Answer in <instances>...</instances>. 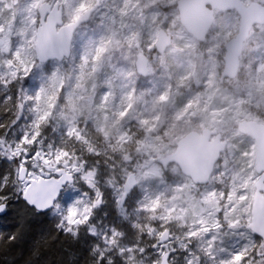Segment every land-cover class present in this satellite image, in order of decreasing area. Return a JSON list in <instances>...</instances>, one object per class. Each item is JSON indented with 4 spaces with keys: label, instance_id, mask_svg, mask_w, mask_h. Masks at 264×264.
Wrapping results in <instances>:
<instances>
[{
    "label": "rangeland",
    "instance_id": "rangeland-1",
    "mask_svg": "<svg viewBox=\"0 0 264 264\" xmlns=\"http://www.w3.org/2000/svg\"><path fill=\"white\" fill-rule=\"evenodd\" d=\"M179 1L70 0L72 9L81 3L89 9L95 7L90 20L74 34L71 56L61 62L37 61L29 75L19 81L21 90L35 96L59 69L53 118L42 129L45 148L58 147L64 139L75 149V139L64 135L71 128L89 162L105 158L98 161L102 181L110 180L112 187L124 192L128 175L136 173V188L122 211L116 206L113 189L102 187L106 202L94 210L90 221L97 230L91 238L93 247L103 248L102 233L118 226L125 234V245L138 240L147 248L141 257L134 247L126 255L129 264H146L152 257L149 252L154 250L157 255L161 249H174L173 264H186L190 252L199 256L198 264H219L248 243V236L256 244L261 239L249 226L259 177L257 143L240 133L238 125L243 120L264 123V25L254 26L243 49L238 76L222 80L226 44L239 30L238 12L217 10L214 24L201 42L179 19ZM257 1L264 5V0H242L245 5ZM64 19L67 22L68 17ZM160 28L172 36L173 44L159 54L156 41ZM98 49L103 51L97 59ZM138 53L150 59L149 77L137 73ZM85 56L88 63L82 67ZM85 106L87 115L82 112ZM31 108L32 102L25 101L23 120L9 133L10 141H18L31 124ZM99 110L107 111L103 120ZM207 128L221 132L227 141L207 184H195L177 163L161 164L160 159L175 151L179 139ZM88 149L92 156H88ZM154 182L157 188L151 191L150 183ZM18 187L10 183L7 190L18 193ZM84 192H90L87 185L75 179L46 212L48 217L58 226L62 215ZM105 204L120 212L118 225L111 219L97 220L99 214L106 213L102 210ZM137 221L140 232L154 228L151 237L136 234L132 224ZM217 224L222 227L214 228ZM87 230V225L82 226L79 234ZM165 234L168 242L163 241ZM213 237L210 257L202 249ZM154 243L160 247L151 248ZM182 243L189 245L187 250L179 247ZM249 251L252 264H259L256 251ZM107 256L113 261L122 259L115 250Z\"/></svg>",
    "mask_w": 264,
    "mask_h": 264
},
{
    "label": "snow or ice",
    "instance_id": "snow-or-ice-1",
    "mask_svg": "<svg viewBox=\"0 0 264 264\" xmlns=\"http://www.w3.org/2000/svg\"><path fill=\"white\" fill-rule=\"evenodd\" d=\"M88 13L89 5L81 3L72 9L70 0H55V6L53 0H24L23 3L21 0H0V86L8 88L13 82L21 81L29 75L37 61H44L50 57L63 58L70 46L75 27L82 19L87 18ZM65 15L68 17L67 22L63 19ZM101 51L103 49L97 50V59ZM87 63L88 59L85 56L82 67ZM59 76V69L53 71L49 82L42 86L35 96H28L21 90L15 102L11 96H7L3 101V106L12 112L13 118L7 124L0 123V129L11 128L17 122L25 101L32 102L30 111L33 112L34 118L18 141H10L7 138V131L0 134V155L17 162L14 167V178L8 175L0 178V192H3L10 183L18 185L25 202L37 210H42L53 205L57 190L62 184L73 179L82 180L90 192H84L82 197L67 209L58 227L76 238L81 227L87 225L89 234L96 235V227L90 221L94 210L106 202L102 187L113 189L117 208L125 205L131 191L126 189L119 192L112 187L110 180L102 181L99 163L89 162L83 150L78 153L74 148H69L66 140L62 139L60 146L55 148L51 145L44 147L42 129L53 118ZM64 135L75 139L76 143L80 142L74 129H67ZM87 154H93L91 149L87 150ZM7 199V196L0 195V212L6 209ZM132 227L136 234L141 236L151 237L154 231V228L150 227L146 233L140 232L138 221L133 223ZM213 227L219 229L222 225L217 224ZM209 230L205 228V231ZM124 235L116 228L102 233L103 248L100 245L93 247V252L98 253L96 264L105 260L106 264H114L113 257L107 256L112 250L123 259L124 264H127L126 255L134 247L141 257H145L147 248L141 247L138 240L125 245ZM256 235L261 237L259 244L248 236V243L235 253L230 252L228 258L220 260L219 264H252L249 260L250 249H254L260 257L259 264H264V231L257 232ZM9 239H15V236ZM214 241L215 237L208 241L207 248L202 249L210 257ZM159 247L160 245L156 243L151 245L153 249ZM179 247L187 250L189 245L182 243ZM173 251L174 249L157 251L156 264L169 262L172 264L169 257ZM198 262L199 256L190 252L186 264Z\"/></svg>",
    "mask_w": 264,
    "mask_h": 264
},
{
    "label": "water",
    "instance_id": "water-1",
    "mask_svg": "<svg viewBox=\"0 0 264 264\" xmlns=\"http://www.w3.org/2000/svg\"><path fill=\"white\" fill-rule=\"evenodd\" d=\"M55 6V0H53ZM179 9V19L183 26L191 34H193L198 41L203 42L210 28L214 24L215 12L220 11H237L240 17L239 30L235 37L231 38L226 44V55L224 58L225 67L221 79H234L239 74L241 66V56L243 49L248 41V38L254 29V26L264 25V5L260 2H252L245 5L242 0H180L177 4ZM95 7L89 9L87 18L82 19L75 27L70 46L67 53L61 59L47 58L43 63L52 60L62 61L68 59L72 54V42L74 34L83 25L88 22L93 15ZM64 19V18H63ZM65 21V19H64ZM158 38L156 41V49L160 53H164L172 44V36L164 28L159 29ZM150 59L146 54L138 53L135 63L138 75L142 77H149L150 74ZM239 132L256 139L257 155H256V171L259 174L255 185V196L253 199L252 219L249 224L250 229L256 235L257 232L264 231V123L256 120H243L238 125ZM227 141L222 139V133L212 129H204L200 131L188 132L183 138L178 140L175 151L160 159L164 166L169 163L178 164L181 172L191 177L193 182L197 185L207 184L213 174L216 164L219 162L221 154L225 151ZM75 179L62 184L54 198L52 206L46 207L42 210H37L40 213H46L54 208L56 201L64 192L66 186L73 183ZM137 176L135 172L128 175L124 184V191L131 192L136 188ZM22 200H25L22 197ZM26 203V202H25ZM28 205V204H27ZM29 206V205H28ZM31 207V206H30ZM34 209V207H31ZM7 207L3 212H0V217L5 214ZM163 241L168 242V236H163ZM170 264V263H169Z\"/></svg>",
    "mask_w": 264,
    "mask_h": 264
},
{
    "label": "trees",
    "instance_id": "trees-1",
    "mask_svg": "<svg viewBox=\"0 0 264 264\" xmlns=\"http://www.w3.org/2000/svg\"><path fill=\"white\" fill-rule=\"evenodd\" d=\"M21 89L22 86L20 87L19 82H13L8 88L0 86V123L7 124L13 118L12 112L3 106V101L7 96H11L15 102ZM22 112L17 122L11 128L0 129V134L7 131L9 135L13 129H16L23 120ZM82 112L84 115L89 113L86 106L83 107ZM106 112L99 110L100 119L103 120ZM73 143L77 152H80V142L76 143L73 140ZM95 155L100 156L99 154ZM98 161H105V158L100 156ZM98 161L95 160V162ZM16 163V161L8 160L0 155V178L5 175L15 176L14 167ZM154 183H150L151 191L157 188V183ZM7 189L8 187L0 192V195L8 197L7 211L0 217V264H96L97 254L93 252V245H91L93 244L91 240L93 235L89 234L88 230L73 238L71 234L60 230L47 213H40L35 208L28 206L22 200L19 191L18 193H11ZM102 210L106 212L107 216L105 217V214L100 212L98 221L111 219L113 224L118 225L116 222H119L118 219L121 218L120 212H115L118 210H114L113 207L106 206V204ZM119 210L122 211V207ZM115 228L119 229L118 226ZM13 235L15 239L10 240L9 238ZM152 252L154 250L149 252L152 257L146 264H156L157 255ZM172 255L171 253L170 261ZM113 262L114 264H124L123 259ZM100 264H106V260L101 261Z\"/></svg>",
    "mask_w": 264,
    "mask_h": 264
}]
</instances>
